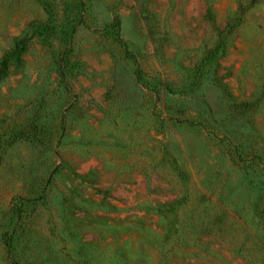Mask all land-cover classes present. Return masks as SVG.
I'll return each mask as SVG.
<instances>
[{"label":"rangeland","instance_id":"obj_1","mask_svg":"<svg viewBox=\"0 0 264 264\" xmlns=\"http://www.w3.org/2000/svg\"><path fill=\"white\" fill-rule=\"evenodd\" d=\"M0 264H264V0H0Z\"/></svg>","mask_w":264,"mask_h":264},{"label":"trees","instance_id":"obj_2","mask_svg":"<svg viewBox=\"0 0 264 264\" xmlns=\"http://www.w3.org/2000/svg\"><path fill=\"white\" fill-rule=\"evenodd\" d=\"M254 1V0H252ZM237 20L239 21L240 20V17L238 16ZM115 23L114 24H107L104 26L103 30L107 29L108 27H111V26H114L115 28V38H117L119 40L120 43H122L123 45H125V42L123 41V39L120 37L119 35V22L118 20L116 19L114 21ZM228 26V25H227ZM235 25H232V24H229L228 26V30H230L231 27H233ZM134 74H135V77L137 79V81L145 88H147L148 90L150 91H153L155 93L156 96L159 95V88H155V87H152L150 86L148 83H145L144 81H142V77H141V74H140V69L136 66L135 69H134ZM161 86L168 92V93H171V94H176L177 91L174 90L173 88H171L169 85L167 84H164V83H160Z\"/></svg>","mask_w":264,"mask_h":264}]
</instances>
